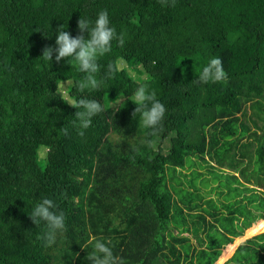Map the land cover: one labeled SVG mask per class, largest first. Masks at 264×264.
<instances>
[{"label":"trees","instance_id":"obj_1","mask_svg":"<svg viewBox=\"0 0 264 264\" xmlns=\"http://www.w3.org/2000/svg\"><path fill=\"white\" fill-rule=\"evenodd\" d=\"M102 10L125 44L113 41L99 59L101 87L81 92L74 61L40 56L60 25L75 36L79 18L94 24ZM213 57L228 83H196ZM141 84L167 109L155 135L132 116ZM62 98L95 99L105 111L81 137L74 113L82 109ZM194 172L203 185H228L221 175L229 172L239 200L208 206ZM44 198L67 229L50 247L46 222L30 218ZM261 215L264 0H0V264H89L97 240H111L126 264H216ZM233 262L264 264V232L239 245Z\"/></svg>","mask_w":264,"mask_h":264},{"label":"clouds","instance_id":"obj_2","mask_svg":"<svg viewBox=\"0 0 264 264\" xmlns=\"http://www.w3.org/2000/svg\"><path fill=\"white\" fill-rule=\"evenodd\" d=\"M159 2L162 7H174L176 4V0H159ZM77 28L79 30L78 34L73 36L69 31L64 30L63 25H60L57 29L55 47L45 46L40 57L44 61L52 63L53 54L55 53V61L57 63L64 60L71 65L72 61H74L79 71L84 74L82 81L78 84L79 90L81 92L85 89L97 90L104 82V78L97 79V74L101 70V65L98 61L101 57L111 53L113 41H117L120 47L124 46V34H118L115 27L111 25L107 10H102L98 13L94 24L85 18H79ZM115 71V67L109 64L108 78H114ZM184 71L185 69L181 68L182 74ZM209 82L228 83V74L223 67L222 59L219 57L211 58L197 76L196 83L207 84ZM62 85L63 82L58 84L57 87ZM63 100L75 109H82L74 113L78 121V135L81 137L85 135L84 130L91 126L92 118L105 111L102 103L95 99ZM133 102L136 107L132 112V116L135 117L137 113L140 114L143 128L152 129V135L163 130V121L167 109L156 98L155 92H149L148 86L141 84L134 92ZM76 123V121L73 122L74 126H76ZM62 131L65 136L69 135L67 128H63ZM30 218L35 224H39L41 221L46 222L47 231L41 237L44 240L45 247L52 246L56 242L57 235L67 230L65 214L62 211H58L55 202L49 198H44L34 206ZM250 226L252 224L245 227L244 231ZM256 235L247 238V240L245 239L243 242L252 239ZM111 243V240L106 242L97 240L93 251L88 253L86 257L89 264H126L123 258L114 255ZM78 255L79 253H77ZM222 257L220 256L218 260ZM231 257H227L223 263L226 264Z\"/></svg>","mask_w":264,"mask_h":264},{"label":"rangeland","instance_id":"obj_3","mask_svg":"<svg viewBox=\"0 0 264 264\" xmlns=\"http://www.w3.org/2000/svg\"><path fill=\"white\" fill-rule=\"evenodd\" d=\"M189 160V159H188ZM205 168V167H204ZM219 169V168H218ZM220 170V169H219ZM218 170V171H219ZM197 173H195L194 172V183L196 184L197 183V181H198V186H200V189H198V188H196V191L198 192V193H204V195H205V198L207 197V198H213V199H211L208 203H207V205L209 206V204H211L213 207H218V205H224V203H226V202H237L239 199L237 198L238 196H236V191L235 190H233L232 192L230 191L229 192V185H231V183H229V181H230V174H229V172L227 173V172H223V174L221 175L222 176V181L223 182H227L228 183V185H226V184H221V180H220V182L218 181V180H213V179H210V181L207 183V184H205V185H203L204 184V182L203 183H201L200 181V178H197ZM181 178V181H183V183H184V187H187L188 186V183H187V181H186V179L185 178H183V177H180ZM216 179H219V178H216ZM170 182V180L168 179V183ZM220 184V185H219ZM203 185V186H202ZM219 186V187H218ZM218 187V188H217ZM205 189V191H204V189ZM216 188V189H215ZM213 191V193H215L216 191H217V196H216V193L215 194H212V192H209V191ZM223 190H225V191H223ZM223 202V203H222ZM252 211H253V209H252ZM250 213H252V212H250ZM225 213H223V215H224ZM242 217H245L244 215H242V214H239V215H237V217H235V226H236V228H241V225H242V222L244 223V221H245V218H242ZM264 217V215H261L256 221H254L253 223H252V226H254V225H256L260 220H261V218H263ZM219 224V223H218ZM221 228V227H220ZM249 229V228H248ZM247 229V230H248ZM247 230L245 229V231L247 232ZM263 230H264V223L262 224V227H260L259 229H258V231H255L257 234H260V233H262L263 232ZM245 231H244V234H243V236L242 237H240V238H235V240L232 242L234 245L231 247V249H230V247L229 246H226V245H230V244H232V243H229V244H226L225 246L226 247H224V249L222 250V255L224 256L221 260H218L216 263L217 264H224L223 262H224V260L228 257H231V255L233 254V248L235 247H237L238 245H239V243H241V242H243V241H245V237H248V236H251V235H254L253 233H248L246 236H245ZM262 231V232H261ZM222 232H224V229H221V231L219 232V236H221V237H224V234L222 233ZM251 238V237H250ZM192 240H193V242H196L197 243V241H198V239L196 238V237H193L192 238ZM247 240V239H246ZM229 248V249H228ZM234 248V249H235ZM240 253H238V255H239ZM222 255H221V257H222ZM233 264H238L237 262H233Z\"/></svg>","mask_w":264,"mask_h":264},{"label":"crops","instance_id":"obj_4","mask_svg":"<svg viewBox=\"0 0 264 264\" xmlns=\"http://www.w3.org/2000/svg\"><path fill=\"white\" fill-rule=\"evenodd\" d=\"M242 218H244V217H242ZM240 237H241V236H240ZM237 238H239V237H237ZM239 244H240V243H239ZM236 248H237V247H236ZM236 248H235V249H236ZM235 249H234V250H235Z\"/></svg>","mask_w":264,"mask_h":264}]
</instances>
